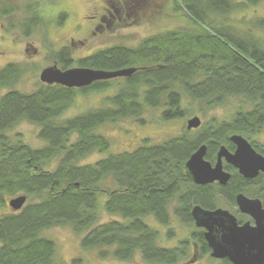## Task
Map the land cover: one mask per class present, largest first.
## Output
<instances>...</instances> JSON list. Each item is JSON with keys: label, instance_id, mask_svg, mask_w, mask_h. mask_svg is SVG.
Segmentation results:
<instances>
[{"label": "trees", "instance_id": "trees-1", "mask_svg": "<svg viewBox=\"0 0 264 264\" xmlns=\"http://www.w3.org/2000/svg\"><path fill=\"white\" fill-rule=\"evenodd\" d=\"M188 1L181 0L198 31L160 33L136 48L116 45L81 61L87 67L112 71L136 68L131 76L111 81H120L121 87L109 99V107L64 117L79 94L60 85L44 84L32 93L11 90L0 97V207L19 195L31 200L0 216V264H55L56 245L43 232L59 226L83 234L82 247L98 249L103 258L131 261L140 253L149 263L184 264L193 259L190 240L175 247L161 245V231L148 218L171 228L173 213L194 226L191 238L205 254L210 248L204 231L195 227V206L216 210L223 198L236 204L237 194L253 187L264 201V178L250 184L227 165L232 174L227 185L202 186L194 183L186 167L204 144L209 148L207 159L214 162L220 147H234L230 140L234 134L246 137L264 155V137H260L264 134V42L225 25L230 13L260 0ZM14 7L6 5L2 14L12 13ZM254 25L264 26V20ZM55 58L65 67L72 62L66 48ZM24 70L19 64H7L0 70V84H15ZM106 87L96 84L91 89L98 92ZM185 97L208 106L234 97L241 105L229 119L213 118L199 131L186 125L177 137L160 143L144 139L129 151L113 152L112 141L99 131L126 118L145 121L148 109H161L164 121L182 118L187 115L181 105ZM23 121L40 127L43 147L10 138L8 132ZM94 152L102 157L83 165L81 161ZM55 160V169L46 168ZM102 212L114 218L101 223ZM238 219L242 222L243 215ZM174 235L169 229L168 238ZM73 264H80V259Z\"/></svg>", "mask_w": 264, "mask_h": 264}, {"label": "rangeland", "instance_id": "rangeland-1", "mask_svg": "<svg viewBox=\"0 0 264 264\" xmlns=\"http://www.w3.org/2000/svg\"><path fill=\"white\" fill-rule=\"evenodd\" d=\"M112 1L117 4L123 0H0V70L11 63L25 67L15 84L9 87L0 84V97L11 90L24 93L37 91L45 84L40 79L41 72L54 64L56 54L64 48L70 51L71 67L80 68L78 62L81 59L89 58L111 46L124 45L136 48L148 37L160 33L198 31V28L191 23V19H188L181 0H142L138 3L139 8L137 3L133 4L131 0L134 7L130 15H127L128 10L125 9L121 13V18H116L110 23L100 18L108 15L107 8ZM188 2L190 4V0ZM6 5L15 6V10L10 14H2V8ZM244 6L247 7L244 9L239 7L238 10L230 13L225 25L232 26L234 33L243 34L250 39H261L264 42V26L254 25L260 18L264 20V0ZM63 14H67L65 18H62ZM250 29L252 35L247 33ZM120 87V81H113L104 90L98 92L95 89H90V92L78 89L76 102L64 117L109 107V99L117 94ZM84 93L87 95H81ZM181 105L187 110V115L179 119L164 121L161 119V109H148L143 117L145 121L126 118L114 124H105L99 131L112 141L113 152L129 151L141 145L144 139H149L150 143H160L179 136L185 130L188 120L194 116H199L203 123L213 118L229 119L241 104L240 99L234 97L225 104L216 106H208L205 102L185 97ZM195 130L200 129L195 128ZM39 132L38 125L23 121L8 134L15 141L21 140L32 148H41L45 145V141L39 137ZM195 135L196 132H193L192 137ZM260 137L263 138L264 134ZM100 157L102 154L94 152L81 163L84 165L95 162ZM57 164L58 160H55L46 168L55 169ZM256 189L253 187L245 190L244 194L252 198L260 197L261 192H256ZM37 199L33 198V201ZM27 201L31 200L28 198ZM219 207L229 210L236 216L241 214L238 206L226 198L220 199ZM174 208H176L175 204L172 205V209ZM9 212L13 210L8 204L0 207V216ZM171 217L170 227L175 232L172 238H168V231L171 228L160 225L153 218L147 219L153 227L161 231L160 244L175 247L181 241L191 240L194 226L183 223L173 213ZM113 218L114 216L102 212L100 222ZM243 219L245 221L250 218L243 215ZM43 236L53 240L56 245L55 264H73L78 258L80 264H154L143 260L140 253H137L131 261H122L110 256L103 258L98 249H84L81 245L84 235L77 234L70 226L53 227L43 232ZM199 254L200 252L196 255ZM197 257L199 264H219V260L212 258L210 254Z\"/></svg>", "mask_w": 264, "mask_h": 264}, {"label": "water", "instance_id": "water-1", "mask_svg": "<svg viewBox=\"0 0 264 264\" xmlns=\"http://www.w3.org/2000/svg\"><path fill=\"white\" fill-rule=\"evenodd\" d=\"M136 68L115 71H102L86 68L61 70L57 65L45 68L40 79L46 84H62L67 87H85L94 81L116 77H129ZM202 120L194 116L187 122L189 130L199 128ZM230 140L236 145L234 152L222 146L215 164L206 160L207 146H201L187 161L186 167L197 185L218 182L225 186L231 179V173L224 169V160L234 166L247 179L256 178L264 172V155L259 153L250 141L241 134H234ZM27 196L19 195L10 200L14 210H20L26 203ZM236 203L241 213L253 220L240 225L237 217L229 210L218 208L205 210L195 206L192 215L195 224L205 229V239L212 249V257L228 258L233 264H264V207L258 198H250L238 193Z\"/></svg>", "mask_w": 264, "mask_h": 264}, {"label": "flooded vegetation", "instance_id": "flooded-vegetation-1", "mask_svg": "<svg viewBox=\"0 0 264 264\" xmlns=\"http://www.w3.org/2000/svg\"><path fill=\"white\" fill-rule=\"evenodd\" d=\"M134 3L133 4H135V3H137V8H139L138 6V3L139 2H141L142 0H138V2L136 1V0H132ZM132 4V2H131V0H123V1H121V2H119V3H117V4H115L114 3V1H112V3L110 2V4L108 5L109 7L107 8V12H108V15H103L100 19H102L103 21H109L110 23L111 22H113V21H115L116 20V18H121V13L123 12V11H125V9L126 10H128V12H127V15L129 16L130 15V13L133 11V7H134V5ZM64 15V17H62V18H65L66 17V15L67 14H63ZM111 47H113V46H111ZM111 47H108V48H111ZM107 48V49H108ZM104 50V49H103ZM100 51H102V50H100ZM99 52V51H98ZM98 52H96V53H98ZM60 53V52H59ZM58 53V54H59ZM95 53V54H96ZM58 54H56V55H58ZM94 54V55H95ZM90 57H92V56H90ZM89 57V58H90ZM56 59L57 58H55L54 60H55V62H54V64L53 65H57L61 70H63V71H66V70H69V69H72V62L70 63V65H68V66H64L63 64H61V63H58L57 61H56ZM85 59H87V58H84V59H81L78 63H79V66L78 67H80V68H86V69H93V70H102V71H112V70H107V69H100V68H92V67H87V66H84V65H81V61L82 60H85ZM70 60L72 61V59L70 58ZM59 64V65H58ZM52 65V66H53ZM117 78H124V77H116V78H111V79H103V80H97V81H94L92 84H90V85H88V86H85V87H67V86H64V87H66V88H71V89H76V90H78V89H91V88H94L95 87V85L97 84V86L99 85V87L100 86H103V85H107V86H109V84L111 83V81L112 80H114V79H117ZM126 78V77H125ZM45 85H49V84H45ZM49 86H54V85H49ZM60 86H63V85H60ZM202 124H203V121H202ZM202 124H201V127H202ZM201 127H199V129L201 128ZM191 131H194V129H192ZM196 131V130H195ZM232 142V141H231ZM233 143V142H232ZM205 145V144H204ZM233 145H234V147L232 148V149H229L231 152H234L235 151V149H236V145L233 143ZM207 146V145H206ZM220 149V148H219ZM219 149L215 152V160H214V162H212L213 164H215V162L217 161V154H218V152H219ZM208 152H209V148H208V146H207V153H206V160H208L207 159V157H208ZM209 161V160H208ZM211 162V161H210ZM231 166V167H233V168H235L234 166H232V165H230V164H228V163H224V169L226 170V171H228L225 167L226 166ZM236 169V168H235ZM229 172V171H228ZM242 176V175H241ZM231 177H232V174H231ZM243 177V176H242ZM244 179H246V180H248L249 182H251L250 184H254L259 178H264V172L263 171H260V173H259V175L256 177V178H254V179H247V178H245V177H243ZM214 183H218V182H214ZM214 183H212V184H214ZM209 185V184H208ZM220 185V184H219ZM203 186V185H202ZM206 186V185H205ZM222 186V185H221ZM255 198H258V199H260L261 201H262V204H263V207H264V201H263V199L261 198V197H255ZM8 203V205L10 206V204H9V202H7ZM10 208H11V206H10ZM12 210H14L13 208H11ZM15 211V210H14ZM240 212V211H239ZM241 213V212H240ZM242 215H245V216H248L250 219L249 220H245L244 221V219H243V221L242 222H240L239 221V219H238V216H236L237 217V219H238V223L240 224V225H242V224H244L245 222H251L252 224H254V220H252V218L249 216V215H246V214H243V213H241ZM195 227L196 228H199V227H197L196 226V224H195ZM203 231H204V236H205V230L203 229V228H201ZM182 242V241H181ZM180 242V243H181ZM207 242V241H206ZM179 243V244H180ZM207 245H208V243H207ZM208 247H209V245H208ZM210 248V247H209ZM200 249V250H199ZM189 252H190V255H191V257H193V259H190V260H188V261H185L184 262V264H199L198 263V257L197 256H202V257H205V256H207L208 254H210V256L212 257V255H211V253H212V249L210 248V250H209V252H205V254H202L203 252H202V248H201V246L198 244V243H196L195 241H193L192 239L190 240V244H189ZM198 252H200V254L199 255H196ZM212 258H215V257H212ZM216 260H219V264H223V261L224 260H227L229 263H231V264H233L228 258H215ZM201 264H205V263H201Z\"/></svg>", "mask_w": 264, "mask_h": 264}, {"label": "bare ground", "instance_id": "bare-ground-1", "mask_svg": "<svg viewBox=\"0 0 264 264\" xmlns=\"http://www.w3.org/2000/svg\"><path fill=\"white\" fill-rule=\"evenodd\" d=\"M224 163H227L225 160H224ZM238 173H239V171H238ZM240 174V173H239ZM241 175V174H240ZM244 177V176H243Z\"/></svg>", "mask_w": 264, "mask_h": 264}]
</instances>
